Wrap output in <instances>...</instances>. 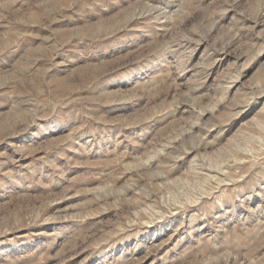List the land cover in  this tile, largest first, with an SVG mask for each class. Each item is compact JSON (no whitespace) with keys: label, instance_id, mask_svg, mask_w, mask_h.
<instances>
[{"label":"rangeland","instance_id":"1","mask_svg":"<svg viewBox=\"0 0 264 264\" xmlns=\"http://www.w3.org/2000/svg\"><path fill=\"white\" fill-rule=\"evenodd\" d=\"M0 264H264V0H0Z\"/></svg>","mask_w":264,"mask_h":264},{"label":"bare ground","instance_id":"2","mask_svg":"<svg viewBox=\"0 0 264 264\" xmlns=\"http://www.w3.org/2000/svg\"><path fill=\"white\" fill-rule=\"evenodd\" d=\"M192 129V128H191Z\"/></svg>","mask_w":264,"mask_h":264}]
</instances>
